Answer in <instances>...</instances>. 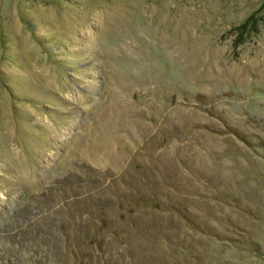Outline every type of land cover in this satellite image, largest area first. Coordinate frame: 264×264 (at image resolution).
Here are the masks:
<instances>
[{
  "label": "rangeland",
  "instance_id": "rangeland-1",
  "mask_svg": "<svg viewBox=\"0 0 264 264\" xmlns=\"http://www.w3.org/2000/svg\"><path fill=\"white\" fill-rule=\"evenodd\" d=\"M8 251L264 264V0H0Z\"/></svg>",
  "mask_w": 264,
  "mask_h": 264
},
{
  "label": "trees",
  "instance_id": "trees-1",
  "mask_svg": "<svg viewBox=\"0 0 264 264\" xmlns=\"http://www.w3.org/2000/svg\"><path fill=\"white\" fill-rule=\"evenodd\" d=\"M248 21L249 20H247L244 24L238 26L237 28H234L235 30L238 31L237 37L243 36L244 34L247 35V33H248L247 29L248 28H246V27L248 26ZM243 40H244V38L242 40H240L239 43H242ZM92 193H94V192H90V194L87 195V197H86L87 200H91L92 201V199H93ZM76 199H77V197H76ZM44 224H46V223H44ZM61 236H62V234H61ZM47 246H48L49 250H47L46 252H48V256H51L50 251L57 250V246H53V245L52 246L51 245L50 246L47 245ZM61 248H62V246H61ZM15 258H16V256H14L13 252L11 253V251H8L3 258H0V264H11L12 262H14Z\"/></svg>",
  "mask_w": 264,
  "mask_h": 264
}]
</instances>
